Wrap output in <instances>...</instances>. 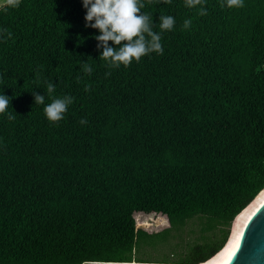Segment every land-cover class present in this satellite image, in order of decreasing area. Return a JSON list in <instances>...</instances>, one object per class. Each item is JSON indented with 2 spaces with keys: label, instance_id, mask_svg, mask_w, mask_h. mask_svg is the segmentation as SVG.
Listing matches in <instances>:
<instances>
[{
  "label": "trees",
  "instance_id": "obj_1",
  "mask_svg": "<svg viewBox=\"0 0 264 264\" xmlns=\"http://www.w3.org/2000/svg\"><path fill=\"white\" fill-rule=\"evenodd\" d=\"M221 3L204 0V16L184 0L146 4L163 55L118 69L99 60L82 0L0 4V30L12 34L0 36V94L10 98L0 114V264L230 258L264 203V0ZM168 15L175 25L161 32ZM66 95L73 103L50 123L43 108ZM194 217L213 239L178 262L136 258Z\"/></svg>",
  "mask_w": 264,
  "mask_h": 264
},
{
  "label": "clouds",
  "instance_id": "obj_2",
  "mask_svg": "<svg viewBox=\"0 0 264 264\" xmlns=\"http://www.w3.org/2000/svg\"><path fill=\"white\" fill-rule=\"evenodd\" d=\"M154 0H82L83 8L86 10L85 27H91L99 31L95 36L97 48H103L99 60L106 62L109 69H118L123 65L128 67L133 61L139 62L142 57L151 53L163 55V46L160 43V33L152 30L153 18L142 12L146 4H152ZM156 3L170 4L171 0H155ZM10 7H18L20 0H6ZM204 0H184V6L192 9L201 6L198 14L207 15L206 8L203 7ZM243 0H222L221 8H241ZM175 25V19L171 15L159 17V28L161 32L171 31ZM191 20H185L183 29H188ZM6 33V38H11V33L7 30H0V36ZM112 42L114 46H109ZM83 72L91 75L92 68L84 63ZM106 76L111 72H106ZM90 86H86L88 91ZM55 91V84H47V93L51 95ZM35 105L45 103V96L33 92ZM74 98L64 96L63 98L53 97L51 102L44 108L45 117L50 123L59 122L64 118L68 106L73 103ZM10 98L0 94V114L7 112ZM10 121L15 117L11 114L7 117ZM81 125L87 123L86 119L79 121Z\"/></svg>",
  "mask_w": 264,
  "mask_h": 264
},
{
  "label": "rangeland",
  "instance_id": "obj_3",
  "mask_svg": "<svg viewBox=\"0 0 264 264\" xmlns=\"http://www.w3.org/2000/svg\"><path fill=\"white\" fill-rule=\"evenodd\" d=\"M5 0H0V4ZM154 216V215H152ZM160 215H158L159 217ZM245 216L239 219V223H243ZM206 218L194 217L187 221L186 225L179 231L172 230L170 232L160 234L152 242H144L138 247L136 258H143L152 261H170L178 262L186 257L191 247L195 244L204 243L215 237L214 232L203 231ZM137 224V223H136ZM233 224L229 228V236L232 232ZM143 228L150 233L162 230L164 227H154L153 229ZM218 234V231H217ZM135 264V263H133ZM173 264V263H172Z\"/></svg>",
  "mask_w": 264,
  "mask_h": 264
},
{
  "label": "water",
  "instance_id": "obj_4",
  "mask_svg": "<svg viewBox=\"0 0 264 264\" xmlns=\"http://www.w3.org/2000/svg\"><path fill=\"white\" fill-rule=\"evenodd\" d=\"M222 264H264V203L245 226L230 258Z\"/></svg>",
  "mask_w": 264,
  "mask_h": 264
},
{
  "label": "bare ground",
  "instance_id": "obj_5",
  "mask_svg": "<svg viewBox=\"0 0 264 264\" xmlns=\"http://www.w3.org/2000/svg\"><path fill=\"white\" fill-rule=\"evenodd\" d=\"M261 206H262V205H261ZM261 206H260V207H261ZM254 214H255V213H254ZM254 214H253V215H254ZM253 215H252V216H253ZM251 218H252V217H251ZM251 218H250V219H251ZM248 222H249V221H248ZM247 224H248V223H247ZM244 229H245V228H244ZM243 231H244V230H243ZM242 234H243V233H242ZM241 236H242V235H241ZM239 242H240V241H239ZM238 244H239V243H238Z\"/></svg>",
  "mask_w": 264,
  "mask_h": 264
}]
</instances>
